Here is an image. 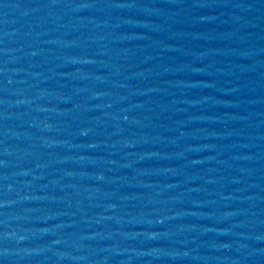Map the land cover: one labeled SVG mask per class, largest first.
<instances>
[{
	"label": "water",
	"instance_id": "95a60500",
	"mask_svg": "<svg viewBox=\"0 0 264 264\" xmlns=\"http://www.w3.org/2000/svg\"><path fill=\"white\" fill-rule=\"evenodd\" d=\"M0 264H264V0H0Z\"/></svg>",
	"mask_w": 264,
	"mask_h": 264
}]
</instances>
